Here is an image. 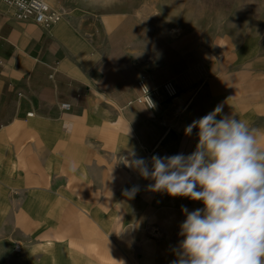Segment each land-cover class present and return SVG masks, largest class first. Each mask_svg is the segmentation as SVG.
I'll return each instance as SVG.
<instances>
[{
	"label": "crops",
	"instance_id": "crops-1",
	"mask_svg": "<svg viewBox=\"0 0 264 264\" xmlns=\"http://www.w3.org/2000/svg\"><path fill=\"white\" fill-rule=\"evenodd\" d=\"M143 51L101 41L75 11L41 25L15 19L14 7L0 0V264L7 244L20 243L7 235L4 217L34 214L37 192L64 203L71 185L110 182L102 173L115 166V157L190 154L198 130L189 135L186 127L217 106V119L246 122V92L232 99L223 84L199 82L183 55L151 62ZM141 78L151 107L140 100ZM168 80L175 96L161 89ZM198 205L184 206L203 208ZM53 213L64 215L59 208Z\"/></svg>",
	"mask_w": 264,
	"mask_h": 264
},
{
	"label": "rangeland",
	"instance_id": "rangeland-1",
	"mask_svg": "<svg viewBox=\"0 0 264 264\" xmlns=\"http://www.w3.org/2000/svg\"><path fill=\"white\" fill-rule=\"evenodd\" d=\"M48 1L56 13L80 14L103 42L144 50L151 62L183 55L199 82L223 84L232 99L242 100L246 92V124L264 149V0ZM174 28L176 36L170 34ZM106 175L110 182L64 189V203L37 192L34 214L6 215L7 235L20 238L7 244L6 264H170L182 239L185 206L154 191V181L142 178L124 157H115L102 179ZM135 186L134 195H125ZM94 190L96 199L87 198ZM57 208L63 216L53 213Z\"/></svg>",
	"mask_w": 264,
	"mask_h": 264
},
{
	"label": "clouds",
	"instance_id": "clouds-1",
	"mask_svg": "<svg viewBox=\"0 0 264 264\" xmlns=\"http://www.w3.org/2000/svg\"><path fill=\"white\" fill-rule=\"evenodd\" d=\"M221 112L217 106L186 127L189 135L198 130L190 154L127 161L154 181V191L203 205L182 207V239L170 264H264V149L246 122L229 115L217 119Z\"/></svg>",
	"mask_w": 264,
	"mask_h": 264
},
{
	"label": "built area",
	"instance_id": "built-area-1",
	"mask_svg": "<svg viewBox=\"0 0 264 264\" xmlns=\"http://www.w3.org/2000/svg\"><path fill=\"white\" fill-rule=\"evenodd\" d=\"M6 3L14 7V17L15 19L26 21L31 20L41 25H48L57 22L62 14L56 13L50 5L48 0H4ZM138 85L141 90L140 100L144 102L147 106L151 107L154 105L151 92L144 79L138 80ZM163 90L165 94L171 96V89L164 86Z\"/></svg>",
	"mask_w": 264,
	"mask_h": 264
},
{
	"label": "bare ground",
	"instance_id": "bare-ground-1",
	"mask_svg": "<svg viewBox=\"0 0 264 264\" xmlns=\"http://www.w3.org/2000/svg\"><path fill=\"white\" fill-rule=\"evenodd\" d=\"M50 2L52 3L51 0H50ZM170 34L172 36H176L178 34V29L177 28L172 29ZM234 36L236 37V35H234ZM164 86H166V88H168V89H171L172 93L169 94V95L175 96V94H176V86H175L173 81L168 80V81L164 82L162 84V88H161L162 90H163ZM163 93H166V92L163 90ZM179 200L182 203L181 205H190L191 206L193 204H200V205H198V207H200V206L203 207V205H201L202 203L200 201H192V200H190L187 197H179ZM178 247L174 246V249L171 251V255H169V256L172 259H176V250L178 249Z\"/></svg>",
	"mask_w": 264,
	"mask_h": 264
}]
</instances>
